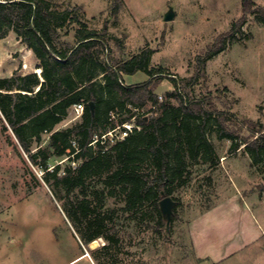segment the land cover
I'll list each match as a JSON object with an SVG mask.
<instances>
[{
  "label": "rangeland",
  "instance_id": "374dc122",
  "mask_svg": "<svg viewBox=\"0 0 264 264\" xmlns=\"http://www.w3.org/2000/svg\"><path fill=\"white\" fill-rule=\"evenodd\" d=\"M52 1L60 4L57 10L66 16L59 28L62 40L75 42L80 25L72 16H77L89 29L105 35L111 54L119 59H128L142 48H151L149 67L158 71L153 76L159 77L154 89L159 101L167 99L166 93L175 89L172 77L185 98L201 100L206 108L221 112L224 125L238 136L252 138L251 122L264 126V47L258 40H250L260 25L254 13L242 10L241 0ZM169 8L175 16L164 21ZM241 19L243 25L233 30ZM232 32L234 35L230 37ZM224 36L223 49L202 61L210 49L221 46L216 41ZM114 40L119 41L118 45ZM105 56L103 52L101 58ZM37 64L38 60L25 50L15 31L7 29L0 38V77L40 72ZM124 76L125 84L150 78L142 71ZM168 100L177 103L173 97ZM142 115L146 118L147 113ZM79 119L70 107L55 128L71 126ZM49 135L43 132L40 141L33 139L32 151L39 146L48 147ZM109 136L111 143L125 137L117 127ZM207 136L217 157L212 162L203 157L192 161L185 153L187 168L183 181L175 180L169 185L168 212L162 199L157 201L152 193L132 209L124 210L126 194L120 186L107 188L104 203L98 206L91 193L102 188L98 174L87 177L83 186L74 189L72 199L75 195L78 200L85 198L94 209L91 216L104 218V230L114 226L120 234L108 253H97L101 264H210L192 253L189 220L236 186L243 196L263 202L254 206L264 208V160L253 165L242 149L223 159L231 155V139L218 138L212 120L208 123ZM109 146L106 144L104 149ZM139 156L134 162L136 170L150 174L153 169L148 157ZM66 158L51 155L48 169L52 170L56 163H61V170L79 164ZM116 166L112 157L102 172ZM43 176L42 168L30 163L0 122V264H96L90 252L102 246L105 239L97 237L94 247L80 242L63 211L64 189L52 186V177L45 181ZM144 182L149 181L141 179V185ZM81 253L87 255L77 257Z\"/></svg>",
  "mask_w": 264,
  "mask_h": 264
},
{
  "label": "trees",
  "instance_id": "16d2710c",
  "mask_svg": "<svg viewBox=\"0 0 264 264\" xmlns=\"http://www.w3.org/2000/svg\"><path fill=\"white\" fill-rule=\"evenodd\" d=\"M241 3L244 12L254 13L255 20L264 23L263 7L253 0ZM58 6L52 0H0V38L7 29H13L25 50L34 54L38 60L36 68L40 69L39 73L0 77V122L30 163L42 168L43 179L49 181L52 177L51 185L64 189L63 211L81 243L89 244L97 237L105 239L102 246L90 252L96 264H101L97 253H108L120 234L114 226L104 230V218L91 216L94 209L85 198L78 200L76 195L71 198L74 189L83 186L87 177L98 174L102 184V188L91 192L98 206L103 205L107 188L120 186L126 194L123 209L130 210L150 193L157 201L170 195V183L183 181L187 168L185 153L192 161L203 157L212 162L217 157L207 136L210 120L218 138L231 139L229 153L240 148L253 165L264 160V126L251 122L252 138L238 136L224 125L221 112L206 108L201 100L185 98L172 77L175 89L166 93L167 99L159 101L154 92L159 77L153 76L158 71L149 67L151 48L119 59L111 54L105 35L89 29L77 16H72L80 25L75 42L62 40L59 28L66 16L57 10ZM242 21L233 30L240 29ZM114 41L118 45L119 41ZM224 41L225 36L217 40L221 46L210 49L202 61L221 51ZM103 52L105 58H101ZM138 71L150 78L140 83H124V74ZM170 97L177 103L170 102ZM90 101L94 102L92 109ZM77 103L83 104L79 121L56 129L68 109ZM140 110L143 112L139 113ZM126 122H134L140 128H133L123 139L111 143L107 132ZM43 132L50 133L48 147L39 146L32 151V140L40 141ZM106 144L110 146L104 149ZM140 154L148 157L153 169L150 174L136 170L134 162L140 159ZM51 155L66 156V160L79 164L61 170V163H56L50 170L47 161ZM112 157L117 166L102 172ZM142 177L148 184L141 185ZM156 210L161 218L157 205Z\"/></svg>",
  "mask_w": 264,
  "mask_h": 264
},
{
  "label": "crops",
  "instance_id": "0c3cea01",
  "mask_svg": "<svg viewBox=\"0 0 264 264\" xmlns=\"http://www.w3.org/2000/svg\"><path fill=\"white\" fill-rule=\"evenodd\" d=\"M253 1L264 8V0ZM259 25L250 40H258L263 48L264 23ZM239 151L241 149L236 152ZM230 154L223 159L233 156ZM255 201L252 196H243L236 186L216 203L195 214L187 225L193 255L210 264H264V208L254 206L263 204ZM82 255L87 253L77 257Z\"/></svg>",
  "mask_w": 264,
  "mask_h": 264
},
{
  "label": "built area",
  "instance_id": "2783aa9c",
  "mask_svg": "<svg viewBox=\"0 0 264 264\" xmlns=\"http://www.w3.org/2000/svg\"><path fill=\"white\" fill-rule=\"evenodd\" d=\"M158 98L161 99V96L159 95ZM72 108H73V110L76 112L77 116H79V115L81 114L82 110H83V104H81V103H77V104L73 105ZM135 127H136L137 129H139V126L135 125L134 122H126V123L121 124V126H118L117 128H120L121 136L124 137V136H126L129 132H131L132 129L135 128ZM115 129H116V128H115ZM115 129H113V130L107 132V134L110 135V134L112 133V131H114ZM103 136H104V135H102V137H103Z\"/></svg>",
  "mask_w": 264,
  "mask_h": 264
},
{
  "label": "water",
  "instance_id": "95a60500",
  "mask_svg": "<svg viewBox=\"0 0 264 264\" xmlns=\"http://www.w3.org/2000/svg\"><path fill=\"white\" fill-rule=\"evenodd\" d=\"M174 16H175L174 11L172 10V8H169L165 12L163 19H164V21H169V20H172L174 18ZM89 107L91 109L94 107V102L93 101L89 102ZM162 205L168 212L169 208H170V205H171V199H170L169 196H165L164 198H162Z\"/></svg>",
  "mask_w": 264,
  "mask_h": 264
},
{
  "label": "bare ground",
  "instance_id": "6f19581e",
  "mask_svg": "<svg viewBox=\"0 0 264 264\" xmlns=\"http://www.w3.org/2000/svg\"><path fill=\"white\" fill-rule=\"evenodd\" d=\"M96 241H97L96 239H95V240H92V241L89 243V246H90V247H94Z\"/></svg>",
  "mask_w": 264,
  "mask_h": 264
}]
</instances>
